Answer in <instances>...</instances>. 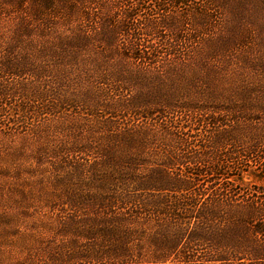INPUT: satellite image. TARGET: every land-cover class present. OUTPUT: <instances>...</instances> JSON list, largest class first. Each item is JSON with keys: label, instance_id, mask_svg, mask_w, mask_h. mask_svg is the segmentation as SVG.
Returning <instances> with one entry per match:
<instances>
[{"label": "rangeland", "instance_id": "rangeland-1", "mask_svg": "<svg viewBox=\"0 0 264 264\" xmlns=\"http://www.w3.org/2000/svg\"><path fill=\"white\" fill-rule=\"evenodd\" d=\"M0 264H264V0H0Z\"/></svg>", "mask_w": 264, "mask_h": 264}, {"label": "trees", "instance_id": "trees-1", "mask_svg": "<svg viewBox=\"0 0 264 264\" xmlns=\"http://www.w3.org/2000/svg\"><path fill=\"white\" fill-rule=\"evenodd\" d=\"M185 2H186V0H174V3H176V4L185 3ZM159 6L161 7V5H159ZM217 171H219V173L222 174L221 169H219Z\"/></svg>", "mask_w": 264, "mask_h": 264}]
</instances>
